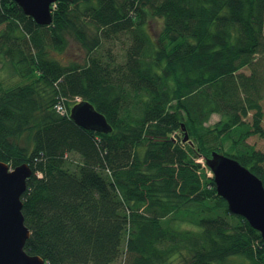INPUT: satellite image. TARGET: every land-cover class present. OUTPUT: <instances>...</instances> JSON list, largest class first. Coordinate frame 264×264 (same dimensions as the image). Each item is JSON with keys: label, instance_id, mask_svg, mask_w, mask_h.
I'll return each mask as SVG.
<instances>
[{"label": "trees", "instance_id": "16d2710c", "mask_svg": "<svg viewBox=\"0 0 264 264\" xmlns=\"http://www.w3.org/2000/svg\"><path fill=\"white\" fill-rule=\"evenodd\" d=\"M52 7L40 25L0 0V72L20 79L0 76V160L33 171L26 250L46 264H264L260 232L231 213L207 165L222 153L264 183V153L247 142L264 137V0ZM121 33L131 44L117 62L103 47ZM72 42L83 60L57 58ZM77 99L113 130L76 124Z\"/></svg>", "mask_w": 264, "mask_h": 264}, {"label": "water", "instance_id": "95a60500", "mask_svg": "<svg viewBox=\"0 0 264 264\" xmlns=\"http://www.w3.org/2000/svg\"><path fill=\"white\" fill-rule=\"evenodd\" d=\"M40 25L53 22L52 5L59 0H14ZM71 1V0H67ZM70 117L79 126L102 133L113 130L106 116L86 100L75 103ZM185 129V126H183ZM189 135L185 133L184 141ZM217 192L226 199L233 214L245 217L264 241V183L236 158L214 152L207 159ZM29 164L12 167L0 160V264H46L39 255L26 250L31 230L25 223L22 196L32 175Z\"/></svg>", "mask_w": 264, "mask_h": 264}, {"label": "rangeland", "instance_id": "374dc122", "mask_svg": "<svg viewBox=\"0 0 264 264\" xmlns=\"http://www.w3.org/2000/svg\"><path fill=\"white\" fill-rule=\"evenodd\" d=\"M162 22L159 19H150L148 24V30L151 31L152 35H157L162 27ZM120 39V40H119ZM131 44V38L127 34H119L116 37L115 41H106L103 51L110 52L117 62L122 61V57L126 55L125 49H128ZM57 58L61 59L62 61L71 60H78L82 61L84 57V53L81 50V47L77 45L75 42H72L70 46L67 48L65 53H58L56 55ZM9 73L6 70H2L0 72V76L2 77V81L4 85H9L11 82H19L20 79L13 78L12 76L8 75ZM18 78V77H17ZM262 105L264 108V99L262 101ZM220 119V116L215 114L210 120V123H215ZM263 127H264V120H263ZM247 142L251 145H254L255 148L259 151L264 153V137L259 135H252L247 139ZM197 161L201 162L203 166H205V159L202 157H197ZM210 175H213V172H210ZM126 258L123 256L119 260V264H125Z\"/></svg>", "mask_w": 264, "mask_h": 264}, {"label": "built area", "instance_id": "2783aa9c", "mask_svg": "<svg viewBox=\"0 0 264 264\" xmlns=\"http://www.w3.org/2000/svg\"><path fill=\"white\" fill-rule=\"evenodd\" d=\"M79 100V99H77ZM56 109L58 112H60L61 114H65L67 112V107L65 104H63L62 102H59L57 105H56Z\"/></svg>", "mask_w": 264, "mask_h": 264}, {"label": "bare ground", "instance_id": "6f19581e", "mask_svg": "<svg viewBox=\"0 0 264 264\" xmlns=\"http://www.w3.org/2000/svg\"><path fill=\"white\" fill-rule=\"evenodd\" d=\"M87 101V100H86ZM94 131V130H93Z\"/></svg>", "mask_w": 264, "mask_h": 264}]
</instances>
